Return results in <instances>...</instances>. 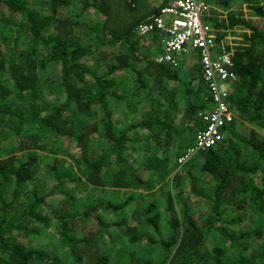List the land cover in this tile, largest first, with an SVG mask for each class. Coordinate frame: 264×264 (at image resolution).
<instances>
[{"label": "trees", "instance_id": "trees-1", "mask_svg": "<svg viewBox=\"0 0 264 264\" xmlns=\"http://www.w3.org/2000/svg\"><path fill=\"white\" fill-rule=\"evenodd\" d=\"M169 1L0 0V264H264V0H240L236 13L208 0L228 9L204 21L230 52L232 116L180 163L186 186L176 162L206 127L213 94L197 50L158 62L150 42L162 52L163 34L137 33ZM237 29L235 45L226 35ZM141 141L136 164L128 150ZM117 192L129 194L114 203ZM45 230L53 251L33 244ZM113 231L125 242H110Z\"/></svg>", "mask_w": 264, "mask_h": 264}, {"label": "built area", "instance_id": "built-area-1", "mask_svg": "<svg viewBox=\"0 0 264 264\" xmlns=\"http://www.w3.org/2000/svg\"><path fill=\"white\" fill-rule=\"evenodd\" d=\"M209 5L204 0H170L157 16L137 27V33L148 36L158 30L162 35V52L154 59L158 62H174L175 56L197 50L203 78L213 94V107L200 113L204 129L195 133L194 145L179 158L182 163L199 149L208 148L220 139L225 121L232 116L226 98L229 94L233 75L230 52L224 46L216 47L210 28L204 21Z\"/></svg>", "mask_w": 264, "mask_h": 264}, {"label": "rangeland", "instance_id": "rangeland-1", "mask_svg": "<svg viewBox=\"0 0 264 264\" xmlns=\"http://www.w3.org/2000/svg\"><path fill=\"white\" fill-rule=\"evenodd\" d=\"M158 1V0H157ZM208 5H209V10L211 9V10H213V14L214 15H217L220 19L221 18H223V17H225V15H226V12H227V10L229 9V10H232V11H234L235 13L238 11V10H243V11H245L246 12V9L247 8H245V4H243V3H241V1L240 0H230V3H229V6H228V9L226 10V9H223V8H221V7H218V6H215V5H212V4H210V3H208V0H204ZM241 7V8H240ZM209 10H208V12H209ZM212 13L211 14H209V16H211L212 15ZM207 16V15H206ZM245 17H248V13H246L245 14ZM253 20L255 21V22H259V18H257V17H253ZM242 30L241 29H237L235 32H234V34H230V33H228L227 35H226V38H227V41H229V42H234V41H236V43H235V45L236 44H238V41L241 39V37H242ZM148 37V39H149V35L147 36ZM233 38H235L234 40H231V39H233ZM228 42V43H229ZM150 46L152 47L151 49L155 52V55L156 54H158V53H156V51H155V48H157V44H155L154 42H150ZM161 46H162V42H161ZM194 54V53H193ZM193 54L189 57V58H193ZM153 58H154V55H153ZM196 59V58H195ZM181 61H183V60H181ZM195 61V60H194ZM180 72H181V74L183 73V72H185V71H187V65H186V62H183L182 64H181V68H180V70H179ZM118 76L119 77H121L122 76V74L121 73H119L118 74ZM165 81V80H164ZM168 82H169V84H171V85H173L174 87H175V89L176 90H178L179 88H180V85H179V83H178V81H176V80H168ZM152 83V82H151ZM165 84V83H164ZM152 85L153 84H150L149 83V85L147 86V88L145 89V91L146 90H148V88H151L152 87ZM167 86V85H166ZM177 86L179 87V88H177ZM168 87V86H167ZM169 88V87H168ZM154 89V88H153ZM54 91H56V90H54ZM179 91V90H178ZM179 93V92H178ZM55 94H57L56 96H59L60 95V93H59V91H57V92H53V93H51L50 94V96L52 97V96H54ZM179 96V95H178ZM115 116L116 117H119V119L121 118L122 120H124L125 122L126 121H128V119L129 118H132V113H130L129 114V111L127 110V109H125L124 108V105L123 104H120V106L118 105V106H116V110H115ZM134 115V117H136V116H138L139 115V111L138 112H136V113H134L133 114ZM176 122H174V123H176V126H178V125H180V124H178V120H175ZM178 124V125H177ZM181 126V125H180ZM179 126V127H180ZM181 128V127H180ZM139 132V131H138ZM139 133H143V130L141 131L140 130V132ZM146 133V132H145ZM188 137V135H183L182 136V138H187ZM147 141L149 140V139H146ZM143 141H145V139L143 140ZM188 140L187 139H185L184 140V142H187ZM150 143V146H151V148H154L155 147V145L153 144V142L152 141H150L149 142ZM70 146H72V148H70L68 151H69V154H71V156L69 155V156H67V157H65L66 159H67V161H73V164L75 163V161H74V159L76 158V157H78V155H79V151H78V149H76L75 147H74V145L73 144H69ZM142 145H145V143L144 142H136L135 144H134V146L133 147H131V149L130 150H128L129 151V154H130V156H131V158H132V161L133 162H135L136 164H138V163H140L141 162V155L140 154H138V152L140 151V147L142 146ZM132 146V145H131ZM173 151V150H172ZM174 152V151H173ZM173 152H171L172 154H174ZM58 157H60L59 155H57ZM49 161H50V159H48L47 160V162L49 163ZM68 163V162H67ZM181 162L179 161V159H177V162H176V171L178 170V173H179V175H180V177H181V181L183 182V184L185 185V183H186V180H187V178H186V175H185V173L184 172H182V164H180ZM75 165V164H74ZM180 168V169H179ZM174 172L175 171H173L172 173H171V175H170V177H172V175L174 174ZM151 178V177H150ZM43 180V179H42ZM186 185H187V183H186ZM185 185V186H186ZM145 193H147V192H140V191H133V195H143V198L144 199H146V194ZM128 194L129 193H127V194H124V193H122V192H117V193H113L112 195H111V199L113 200V202L114 203H119V202H121V201H123V199L125 198V197H127L128 196ZM148 197V196H147ZM155 199H156V201L157 200H159L162 204H163V201H164V195H163V193H161V192H159V193H157L156 195H154L153 196ZM147 200V199H146ZM162 204H161V206H162ZM160 206V209H161V211H162V209H163V206L161 207ZM134 207H135V203L134 202H130L129 203V206H128V209H129V211L128 212H132L133 210H134ZM163 214L165 215L166 214V212L164 211V209H163ZM99 215L101 216V218L104 220V221H106V222H109V221H111V220H115V219H119V216L116 214V213H114V212H110V211H104V212H101V213H99ZM128 217V216H127ZM128 218H131V217H128ZM129 222H131V223H134L135 221H134V219H132V220H130ZM109 231H111V229L109 228ZM118 232H116V231H113L112 233H111V235H112V238H110V242L112 241V240H115V241H117V243H115V245L117 244V245H121L123 242H125L124 240H125V237L124 236H121V235H118L117 234ZM118 236H120V237H118ZM55 238H56V236H55V234L54 233H49V234H47V230H45V231H43L42 233H41V235L38 237V238H35V241H33V244H38L39 245V247H41V248H43V250H45V251H47V250H50V251H53V250H51L50 248H52V246H53V244H52V241H55ZM112 239V240H111ZM107 246L106 245H104V248H106ZM120 247V246H119ZM58 250V249H57ZM57 255H60L62 258H64V257H67L68 255H67V253H66V251H65V249H61V250H59V252H57ZM143 255H144V257H154L155 255H156V252H148V251H146L145 253H143ZM62 261H64V263H66V261H65V258L62 260Z\"/></svg>", "mask_w": 264, "mask_h": 264}, {"label": "crops", "instance_id": "crops-1", "mask_svg": "<svg viewBox=\"0 0 264 264\" xmlns=\"http://www.w3.org/2000/svg\"><path fill=\"white\" fill-rule=\"evenodd\" d=\"M160 42V47H161V40L159 41ZM195 58H196V60H195ZM186 59H188V60H186ZM198 61V59H197V57H193V58H189V57H186L184 60H183V62H186V65H187V71H189L188 69H189V67H190V65L191 64H193L195 61ZM182 62V61H181ZM182 62V63H183ZM181 63V64H182ZM180 64V65H181ZM192 66V65H191Z\"/></svg>", "mask_w": 264, "mask_h": 264}]
</instances>
